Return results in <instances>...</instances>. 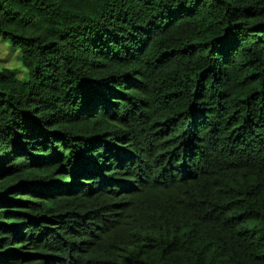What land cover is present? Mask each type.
<instances>
[{"label": "trees", "instance_id": "16d2710c", "mask_svg": "<svg viewBox=\"0 0 264 264\" xmlns=\"http://www.w3.org/2000/svg\"><path fill=\"white\" fill-rule=\"evenodd\" d=\"M0 36V264H264V0H0Z\"/></svg>", "mask_w": 264, "mask_h": 264}, {"label": "rangeland", "instance_id": "374dc122", "mask_svg": "<svg viewBox=\"0 0 264 264\" xmlns=\"http://www.w3.org/2000/svg\"><path fill=\"white\" fill-rule=\"evenodd\" d=\"M3 68L15 70L21 78L26 76L27 70L23 65L20 49H14L10 41L0 36V70Z\"/></svg>", "mask_w": 264, "mask_h": 264}]
</instances>
